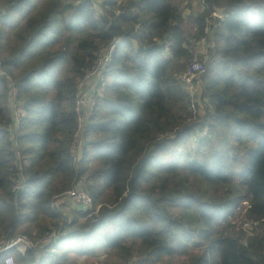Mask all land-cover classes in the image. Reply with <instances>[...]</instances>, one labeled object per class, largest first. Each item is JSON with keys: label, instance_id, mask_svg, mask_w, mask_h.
Listing matches in <instances>:
<instances>
[{"label": "trees", "instance_id": "obj_1", "mask_svg": "<svg viewBox=\"0 0 264 264\" xmlns=\"http://www.w3.org/2000/svg\"><path fill=\"white\" fill-rule=\"evenodd\" d=\"M3 1L0 242L19 234L36 240L59 227L63 217L54 201L82 179L100 206L96 223L78 213L52 249L42 256L16 253L17 260L73 264L69 256L92 254L91 244L108 261L90 264H264V0H186L201 8L193 37L173 0H106L102 17L90 0ZM117 38L130 48L105 73L112 83L75 163L77 82ZM203 40L214 45L200 85L199 101L208 109L194 122L180 73ZM15 86L28 115L18 134L27 179L21 196L14 191ZM204 131L189 149L194 134ZM242 151L238 174L229 163ZM243 191L250 199L246 219L259 223L248 243L234 213ZM106 193L112 205H102Z\"/></svg>", "mask_w": 264, "mask_h": 264}, {"label": "built area", "instance_id": "obj_2", "mask_svg": "<svg viewBox=\"0 0 264 264\" xmlns=\"http://www.w3.org/2000/svg\"><path fill=\"white\" fill-rule=\"evenodd\" d=\"M96 8V1L90 0ZM106 1V0H105ZM97 9V8H96ZM217 24H215L214 30L211 31V41H213L214 33L216 31ZM209 39V40H210ZM200 47L204 51H208L212 48L208 40H203ZM166 47H170V43H166ZM130 48V42L125 38L115 39L107 48L102 50L94 63L84 75L77 82V97L75 102V111L77 114V130L74 135V141L72 144V157L75 163L81 161L79 155V149L84 148L86 145V135L89 127L90 117L95 113L96 109L102 102L104 93V76L109 71V68L116 57L117 53L121 50H128ZM196 56V55H195ZM208 68L201 60H193L188 66L186 72L180 76V82L185 88L187 94L190 96L191 103L193 105V115H196V83L207 74ZM2 75L7 74L1 72ZM18 88L13 87L12 97V115L13 124L12 130L16 133L13 137L15 143V156L17 160L18 173L14 180V191L16 195L21 196L27 187V179L25 177V166L23 159V153L19 146V133L21 126L24 123L25 111L21 105H18ZM84 181H79L78 184L64 193L61 196L67 197L70 202L75 205L76 208L83 212L86 219L94 220L96 217L93 197L84 188ZM68 218L64 217L60 221L59 227L54 228L51 232L42 236L40 242L36 245H32L28 238L20 235L17 238H13L9 241L0 242V262L4 264H22L15 257L14 252H20L22 255L28 252L36 251L37 255L42 256L48 250L53 248L60 239L65 235V228L67 226ZM246 226L252 230L259 227L258 222L247 223Z\"/></svg>", "mask_w": 264, "mask_h": 264}, {"label": "rangeland", "instance_id": "obj_3", "mask_svg": "<svg viewBox=\"0 0 264 264\" xmlns=\"http://www.w3.org/2000/svg\"><path fill=\"white\" fill-rule=\"evenodd\" d=\"M172 3L174 5H177V6H179V7L184 9V17H185L184 30H185V32H186L188 37H193L195 35V27H196L195 18H196V15L201 12V8H199V5H198V1L197 2L187 3L186 0H173ZM3 7H4V1L0 0V10L3 9ZM212 48H214V45L212 46ZM2 52H3V49L0 46V65L1 64L3 65V61H4L2 59V57H1ZM194 55H196V56L193 57L194 59H192V60H190V61H188L186 63V67H185L184 71L180 73V76H182L186 72L188 66L190 65V63H192L193 60H201L208 68L209 59H210V55H211V51L210 50L205 52L202 47L198 46L197 50H196V53ZM65 68H63L62 71L69 69V68H66V69ZM0 70L5 71L3 67ZM59 70H60V67H57L56 71H59ZM60 73H59V76H60ZM61 76L65 77L66 73L62 72ZM111 80H112L111 77H107V79L104 80V84H103L104 85V89H105L107 84H109V83L111 84L112 83ZM201 81L202 80H199L196 83V96H198V105L196 106V115L195 116L193 115V118L191 120H189V121L193 120L194 122H201L204 119V117L206 115V111L208 109V106H206L205 104H203V103H201L199 101L200 95L202 93V89L200 87ZM52 97L53 96H51V98ZM11 109H10V113H11ZM27 117H28L27 111L25 110L24 123L21 126V129H22V127L24 125L26 126L25 119ZM194 118H196V119H194ZM189 123H191V122H189ZM206 134H207L206 131H204V133H200L199 135H196V136L194 134L193 139L191 141V144L189 145V149H192L193 147L196 148L195 142L198 143L199 140H203L204 137H206ZM173 137H174V135L164 136L162 139L173 138ZM235 157H236L235 160L230 159L229 165H230L232 171H234L235 173L240 174V173L243 172V168H244V165H245V152L242 151L241 154L236 155ZM82 181H84V183H85L84 184L85 185L84 186L85 190L89 193V190H88L89 184L86 182L85 179H82ZM237 182H241V179H238ZM243 197H244V200L237 207V209L234 211V213H235V222H237V226H238L237 230H241V229L243 230V232L247 235L246 238H245V241H246V243H248L249 240L252 239L254 233L252 232V229H250V228H248L246 226L247 223H252V220L246 219V214H247L246 210L249 207L250 199L247 198L246 192H244V191H243ZM101 202L103 203L102 204L103 206L112 205V195H111V193H109V194L106 193L105 195H103V197L101 199ZM99 209H100V206L95 207L96 217H95L94 220H91V219L88 218L89 221H91L93 223H96L98 221V217H99V212L98 211H99ZM54 210H56V208H54ZM172 211L176 215H178L180 213V211L176 210V209L175 210L172 209ZM78 213H81V215L83 214V212H77V211L72 212L70 217H72L71 219L73 221H74L75 216ZM62 217L64 218L65 215H62ZM253 231H255V230H253ZM34 235L38 236L39 234L38 233H34ZM19 236H20V234L18 236H16L15 238H17ZM22 236L27 237L29 242L32 245L38 244L40 242V240L42 239L41 236L39 238L37 237L36 240H32L29 236H26V235H23V234H22ZM88 246H89V249H92L91 250V251H93L92 254L82 255V256H80L78 254H73L72 256L71 255L69 256L70 257L69 260L70 261H74L73 264H90V263L95 262V261L96 262L108 261V256L106 255V252H105V250L102 247L95 248L91 244H88ZM16 253H20V252H14V254H16ZM15 257H16V255H15Z\"/></svg>", "mask_w": 264, "mask_h": 264}, {"label": "crops", "instance_id": "obj_4", "mask_svg": "<svg viewBox=\"0 0 264 264\" xmlns=\"http://www.w3.org/2000/svg\"><path fill=\"white\" fill-rule=\"evenodd\" d=\"M96 1V10H97V15L98 17H102L103 16V4L105 2V0H94ZM193 2H197V1H193ZM199 4V2H198ZM83 152H84V148H80L79 149V155L82 159L83 157ZM29 164V162H28ZM53 208H56L55 211L59 212L62 215H65L66 218H68L70 221H73L70 217L72 212L75 211H80L78 208L75 207V205H73L70 200L67 197L64 196H59L58 198L55 199L54 204H53Z\"/></svg>", "mask_w": 264, "mask_h": 264}, {"label": "water", "instance_id": "obj_5", "mask_svg": "<svg viewBox=\"0 0 264 264\" xmlns=\"http://www.w3.org/2000/svg\"><path fill=\"white\" fill-rule=\"evenodd\" d=\"M219 14H223V11L222 10H219L218 11ZM150 153L148 155H146L140 162L139 164L137 165V167L135 168V171H134V177L137 178L139 173H140V170L144 164V162L148 159Z\"/></svg>", "mask_w": 264, "mask_h": 264}]
</instances>
